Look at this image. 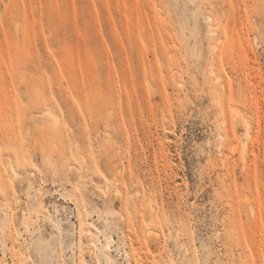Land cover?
Returning <instances> with one entry per match:
<instances>
[{
    "label": "rangeland",
    "instance_id": "rangeland-1",
    "mask_svg": "<svg viewBox=\"0 0 264 264\" xmlns=\"http://www.w3.org/2000/svg\"><path fill=\"white\" fill-rule=\"evenodd\" d=\"M0 264H264V0H0Z\"/></svg>",
    "mask_w": 264,
    "mask_h": 264
},
{
    "label": "bare ground",
    "instance_id": "bare-ground-1",
    "mask_svg": "<svg viewBox=\"0 0 264 264\" xmlns=\"http://www.w3.org/2000/svg\"><path fill=\"white\" fill-rule=\"evenodd\" d=\"M177 3V2H176ZM234 143V142H233ZM243 198V197H242ZM245 199V198H244ZM244 199H242V200H240V201H242V202H240V201H238L237 202V200L235 201V202H237L236 204H234V208H233V214H236V211H235V208L236 207H242V206H246V207H248L249 209H246V211L248 212V213H250V214H252L253 215V217H251L250 219H248V221H249V224H250V227H248V228H245V229H243V231H242V235H243V237L242 238H240V241H241V244L243 245V246H245L246 247V245H247V242H246V240H245V238L244 237H248L249 236V232L250 231H253V225L255 224V222H258L257 220V218L258 217H260V215L259 216H256V213L254 212V210H252V207H251V201L250 200H244ZM254 204H256V203H254ZM253 204V205H254ZM256 209V208H255ZM235 216V215H234ZM260 221V220H259ZM259 223V222H258ZM261 223V222H260ZM262 227V226H261ZM106 250L108 251L109 250V246L106 248Z\"/></svg>",
    "mask_w": 264,
    "mask_h": 264
}]
</instances>
